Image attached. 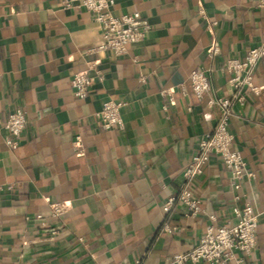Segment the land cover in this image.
<instances>
[{
  "label": "crops",
  "instance_id": "obj_1",
  "mask_svg": "<svg viewBox=\"0 0 264 264\" xmlns=\"http://www.w3.org/2000/svg\"><path fill=\"white\" fill-rule=\"evenodd\" d=\"M61 2L0 0V264H166L199 244L209 215L233 224L235 205L263 212L264 59L255 76L262 93L236 103L230 119L233 146L255 178L233 189L214 155L192 185L201 213L191 216L182 205L167 213L163 205L178 194L182 169L217 125L220 110L207 100L233 94L224 65L264 39V0H115L116 16L139 12L152 24L121 57L86 55L102 42V29L92 13ZM201 8L218 22L212 31ZM214 39L220 54L209 58ZM196 69L211 77L202 101L190 85L181 88ZM77 72L94 78L86 100L71 87ZM164 88L174 89L173 101ZM110 100L126 103L123 131L104 130L95 119ZM17 106L26 110L28 128L12 149L3 125ZM62 201L69 211L52 240L35 216ZM258 222L246 264H264V215Z\"/></svg>",
  "mask_w": 264,
  "mask_h": 264
},
{
  "label": "built area",
  "instance_id": "obj_2",
  "mask_svg": "<svg viewBox=\"0 0 264 264\" xmlns=\"http://www.w3.org/2000/svg\"><path fill=\"white\" fill-rule=\"evenodd\" d=\"M62 5L67 8L76 7L84 9L93 14V21L102 29V42L88 49L85 54L109 53L114 56H125L132 46L141 44L152 30V24L139 12L125 13L116 16L113 12L115 0H62ZM200 16L207 20L208 29L213 30L218 25L217 21L208 18L207 12L201 8ZM209 58L220 54V46L217 40H213L208 50ZM264 59V39L257 46L247 50L244 58L229 59L224 65L228 75V84L233 90L229 98H216L207 100L209 108L218 107L220 115L213 132L202 138L196 153L191 161L182 169L183 182L177 195L166 200L164 210L169 213L175 205H182L191 216H197L202 212L201 200L192 190L193 182L203 174L204 167L209 163L212 156L221 158L225 169L231 175V187L241 190L244 180L255 178V173L247 167L244 155L239 149L234 148V135L230 131V119L234 116L236 103L245 104L248 94L260 95L263 89L255 84L257 67ZM94 67V66H92ZM91 67V69H92ZM99 78L103 79L100 71ZM145 78H143V81ZM94 78L86 72H77L71 80V87L75 97L86 100L90 96V88ZM190 85L194 95L199 100L207 99L211 91L210 72L203 69H196L189 76L186 83L181 85L185 89ZM164 96L174 100V89L164 88ZM126 103L110 100L102 105V109L96 114L95 119L98 125L104 130L123 131L125 129L122 111ZM28 117L26 110L17 106L9 113L3 127L8 131L9 138L6 144L12 149L20 146L22 135L28 128ZM80 137H78L79 141ZM5 186H0L4 189ZM14 185L7 186L8 190L14 189ZM236 196V199H239ZM48 214H36L35 219L42 227L49 228L50 238L56 239L61 234V229L56 226L62 216L69 211V204L66 201L54 202L49 205ZM233 212L236 216L235 223H218L216 215H209L210 225L204 235L200 238L199 244L188 251L178 252L170 256L166 264H200L209 262L212 264H246L257 244V229L259 219L264 215L258 212L251 203L244 206L235 205ZM30 219L29 217L26 218ZM165 230L172 232L174 229L168 223ZM83 241V238H80Z\"/></svg>",
  "mask_w": 264,
  "mask_h": 264
}]
</instances>
